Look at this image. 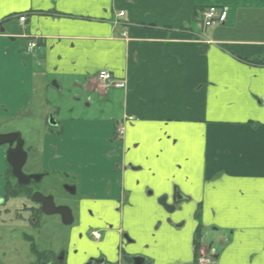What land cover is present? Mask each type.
<instances>
[{
	"label": "crops",
	"instance_id": "obj_1",
	"mask_svg": "<svg viewBox=\"0 0 264 264\" xmlns=\"http://www.w3.org/2000/svg\"><path fill=\"white\" fill-rule=\"evenodd\" d=\"M211 6L227 19L204 30ZM69 90L78 115L44 134L41 168L76 177L74 264H264V0H0V134L23 140L29 110Z\"/></svg>",
	"mask_w": 264,
	"mask_h": 264
},
{
	"label": "rangeland",
	"instance_id": "obj_2",
	"mask_svg": "<svg viewBox=\"0 0 264 264\" xmlns=\"http://www.w3.org/2000/svg\"><path fill=\"white\" fill-rule=\"evenodd\" d=\"M104 87L107 88L109 86L105 85ZM73 93L72 90L65 91L60 97H53L50 100L51 106L60 109L59 114L53 116L51 106H47L44 103L41 107L34 105L29 110L27 116L21 119V123L19 124L21 126L23 142H25L24 151L27 154L26 163L22 168L23 174H38L42 172L43 136L48 132V129L52 130L55 127V125L50 124L49 118L46 121L43 115L48 116L49 114V117H52L53 122L56 123L60 118L77 114L80 107H77L78 102L72 100ZM40 94L41 99L42 97L49 99L51 96L49 94H52V92L50 91L48 94H45V91L41 88ZM100 110L103 112L107 108L101 106ZM84 112L86 113L84 117L96 118L98 116L94 108L92 110L84 108ZM99 117L107 118L108 115L101 113ZM11 126L15 127L13 124ZM66 176L61 170H49L40 183L30 185V190L31 192H39L44 196L48 195L52 197L54 204L58 207H67L70 211L72 210L73 220L70 225L63 224L61 216L57 214L45 215L40 213L36 216V213H33V211H37L35 210L37 205L25 197L11 198L4 203H0V264L37 263V258L31 252L30 244H34L36 251L39 253L44 252L47 255H56V257H59L58 255L63 253L65 264L75 263L74 249L70 246L78 242L72 234L73 232L75 233L78 225L82 222V219L76 214L79 213L76 212V209L80 197L65 191V187H71L76 183L75 176ZM9 179L11 183L17 182L13 176L9 177ZM162 206L166 212H169L167 209V206H170L169 204L165 203V206L163 204ZM79 236L78 232L77 238ZM70 240L71 244H69ZM129 240L132 242L131 238ZM133 256L137 255H129L130 258ZM198 257L207 258L209 255L201 253ZM123 264L127 263L123 262Z\"/></svg>",
	"mask_w": 264,
	"mask_h": 264
},
{
	"label": "water",
	"instance_id": "obj_3",
	"mask_svg": "<svg viewBox=\"0 0 264 264\" xmlns=\"http://www.w3.org/2000/svg\"><path fill=\"white\" fill-rule=\"evenodd\" d=\"M51 125H55V123L52 120V117L49 119ZM16 143V149L14 150H8L6 153V160L11 167V171L13 176L17 180V184L21 187H25L29 184L30 181V176H26L22 172V168L24 167L26 160H27V154L23 150V145L24 142L21 139V136L19 133H9V134H0V147L4 145H12ZM35 177V176H34ZM68 193L74 194L75 193V188L73 186L65 187L64 188ZM32 200L35 203H38L41 205L42 213L45 215H60L62 218V222L65 225H68L72 221V216L70 213V210L66 207H56L52 197L50 196H44L40 194L39 192H35L32 194ZM184 200V197L177 191L174 190V195H173V203L178 204ZM0 202H2L0 200ZM161 204L165 206V197L161 198L159 201ZM167 209L169 212H172L173 207L172 206H167ZM125 239L127 242H130L128 239V236L125 234L122 237ZM132 261V264H146L148 262V259H146L143 256L137 255L133 256L130 258ZM62 259H59L61 261Z\"/></svg>",
	"mask_w": 264,
	"mask_h": 264
},
{
	"label": "built area",
	"instance_id": "obj_4",
	"mask_svg": "<svg viewBox=\"0 0 264 264\" xmlns=\"http://www.w3.org/2000/svg\"><path fill=\"white\" fill-rule=\"evenodd\" d=\"M119 16H123V13H119ZM201 18H202V25L204 30H209L214 28L215 26H218L220 24L225 23L227 19V8L226 7H215L211 6L206 8L202 13H201ZM24 17H19V22H24ZM36 48V43L35 42H29L27 44V52L30 53ZM96 79L101 85L105 86H112L116 89H124L125 83L123 81H118L112 77V75L106 71H100L96 75ZM118 134H122V130H118ZM92 237L94 239H99L100 235L98 232H93ZM213 258L212 257H198L194 261H191L189 263L185 264H213Z\"/></svg>",
	"mask_w": 264,
	"mask_h": 264
},
{
	"label": "flooded vegetation",
	"instance_id": "obj_5",
	"mask_svg": "<svg viewBox=\"0 0 264 264\" xmlns=\"http://www.w3.org/2000/svg\"><path fill=\"white\" fill-rule=\"evenodd\" d=\"M50 119V118H49ZM56 126V125H55ZM2 147H4V148H6V151L8 152V150H14V149H16V143H14V144H12L11 146L10 145H4V146H2ZM23 150H24V145H23ZM7 164H8V162H7ZM9 165V164H8ZM10 167V166H9ZM11 168V167H10ZM24 175H26V174H24ZM47 175V172H44V171H42V172H39L38 174H28V175H26V176H30L31 178H30V181H29V184L27 185V186H25V187H23V188H30V185L31 184H33V183H40L43 179H44V177ZM35 176V177H34ZM66 177H68V176H66ZM73 187L75 188V195L77 194V192H76V185H73ZM66 191V190H65ZM67 192V191H66ZM33 193H35L34 191L32 192V194ZM68 193V192H67ZM70 194V193H69ZM46 196H48V195H46ZM4 200V199H3ZM31 200H32V195H31ZM35 203V202H34ZM35 205H37V208H35V210H37V211H33V213H36V216H38L40 213L42 214V209H41V205L40 204H38V203H35ZM56 206V205H55ZM56 207H58V206H56ZM60 207H62V206H60ZM67 208V207H66ZM80 208H81V205H80V202H78V204H77V209H76V212H78L79 210H80ZM72 211V210H71ZM71 211H70V213H71ZM72 214H73V211H72ZM72 214H71V216H72ZM76 214H78V213H76ZM61 220H62V218H61ZM72 220H73V218H72ZM64 224V223H63ZM70 224H72V221H71V223ZM70 224H68V225H70ZM126 233H123L122 234V237H123V235H125ZM127 235V234H126ZM129 239V238H128ZM125 240V239H124ZM126 241V240H125ZM69 244H70V242H69ZM59 257H56V255H50V254H48V261L45 263V264H65V261H64V254L63 253H61L60 255H58ZM59 259H62L61 261H59ZM123 261H128V264H132V261H131V259H130V257H125L124 259H123ZM84 264H106V258L104 257V256H102V255H99L98 257H89L85 262H84Z\"/></svg>",
	"mask_w": 264,
	"mask_h": 264
},
{
	"label": "trees",
	"instance_id": "obj_6",
	"mask_svg": "<svg viewBox=\"0 0 264 264\" xmlns=\"http://www.w3.org/2000/svg\"><path fill=\"white\" fill-rule=\"evenodd\" d=\"M12 171L9 165L7 164V171H6V181L4 186V201H7L11 198H20L25 197L31 200L32 192L30 188H23L17 184V182L11 183L9 177H12ZM14 177V176H13ZM15 178V177H14ZM31 245V252L37 258V263L35 264H45L48 261V255L44 252L39 253L36 251L34 244Z\"/></svg>",
	"mask_w": 264,
	"mask_h": 264
}]
</instances>
